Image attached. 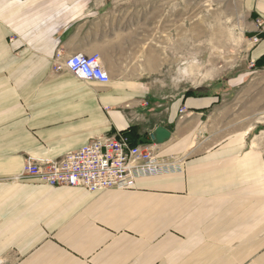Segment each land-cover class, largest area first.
I'll use <instances>...</instances> for the list:
<instances>
[{"label":"crops","instance_id":"0c3cea01","mask_svg":"<svg viewBox=\"0 0 264 264\" xmlns=\"http://www.w3.org/2000/svg\"><path fill=\"white\" fill-rule=\"evenodd\" d=\"M184 1L199 3L0 0L6 264H264V0H234L243 60L202 83L199 7ZM57 53L98 55L109 83L54 71ZM157 127L170 132L161 145ZM130 128L175 169L93 193L22 174L28 157Z\"/></svg>","mask_w":264,"mask_h":264},{"label":"built area","instance_id":"2783aa9c","mask_svg":"<svg viewBox=\"0 0 264 264\" xmlns=\"http://www.w3.org/2000/svg\"><path fill=\"white\" fill-rule=\"evenodd\" d=\"M252 42L257 43L258 39L253 38ZM52 67L56 72L66 70L86 82L109 83L96 54H76L64 59L57 53ZM179 112L183 113V109ZM170 168L175 169L173 163L157 160L151 145L130 146L126 137L117 134L94 137L84 147L59 159L34 160L28 157L24 161L22 174L35 177L49 187L83 188L93 193L127 190L139 178L159 175ZM0 264L6 263L0 259Z\"/></svg>","mask_w":264,"mask_h":264},{"label":"rangeland","instance_id":"374dc122","mask_svg":"<svg viewBox=\"0 0 264 264\" xmlns=\"http://www.w3.org/2000/svg\"><path fill=\"white\" fill-rule=\"evenodd\" d=\"M184 5L190 14L194 6L199 7L200 83L238 70L245 53L242 26L246 19L240 6L234 0L184 1ZM212 52L219 56L215 68L208 65Z\"/></svg>","mask_w":264,"mask_h":264},{"label":"water","instance_id":"95a60500","mask_svg":"<svg viewBox=\"0 0 264 264\" xmlns=\"http://www.w3.org/2000/svg\"><path fill=\"white\" fill-rule=\"evenodd\" d=\"M170 137V132L169 130L162 128V127H157L150 135L149 138L151 142L154 145H161L165 141H167Z\"/></svg>","mask_w":264,"mask_h":264},{"label":"trees","instance_id":"16d2710c","mask_svg":"<svg viewBox=\"0 0 264 264\" xmlns=\"http://www.w3.org/2000/svg\"><path fill=\"white\" fill-rule=\"evenodd\" d=\"M134 128H130L125 132H121V135L126 137L129 141L130 146H136L137 144H144V142L139 141L137 134L134 132Z\"/></svg>","mask_w":264,"mask_h":264},{"label":"bare ground","instance_id":"6f19581e","mask_svg":"<svg viewBox=\"0 0 264 264\" xmlns=\"http://www.w3.org/2000/svg\"><path fill=\"white\" fill-rule=\"evenodd\" d=\"M219 40V39H218ZM200 48V47H199ZM222 49V48H221ZM220 54V53H219ZM222 58V57H221ZM219 56L216 53H211V56L208 59V65H210L212 68H215L216 62L218 61ZM223 59V58H222Z\"/></svg>","mask_w":264,"mask_h":264}]
</instances>
